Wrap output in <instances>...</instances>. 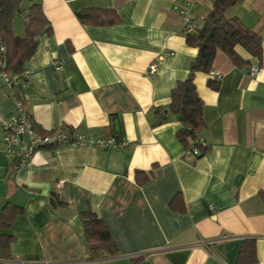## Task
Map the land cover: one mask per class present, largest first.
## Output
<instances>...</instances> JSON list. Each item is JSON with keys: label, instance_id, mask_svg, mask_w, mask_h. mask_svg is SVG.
<instances>
[{"label": "crops", "instance_id": "obj_1", "mask_svg": "<svg viewBox=\"0 0 264 264\" xmlns=\"http://www.w3.org/2000/svg\"><path fill=\"white\" fill-rule=\"evenodd\" d=\"M183 1L23 0V9L40 3L51 30L38 36L11 88L0 77V116L14 112L16 96L41 131L73 127L128 144L49 147L14 167L0 126V209L20 210L0 227V264H235L247 238L252 264H264V0L226 12L261 36L260 61L235 48L259 65L255 76L219 50L210 70L222 73L216 88L210 71L195 73L207 143L195 157L167 111L197 52L174 8ZM194 1L200 27L213 0ZM94 8L113 9L117 21H79L78 11ZM14 31L23 34L21 18ZM136 171L152 174L140 184ZM87 210L107 226L115 255L89 256Z\"/></svg>", "mask_w": 264, "mask_h": 264}, {"label": "trees", "instance_id": "obj_2", "mask_svg": "<svg viewBox=\"0 0 264 264\" xmlns=\"http://www.w3.org/2000/svg\"><path fill=\"white\" fill-rule=\"evenodd\" d=\"M241 0H213L212 7L204 17L202 25L189 34H186L187 45L197 48L194 59L188 65V72L184 79L178 80L169 94L167 111L177 116L181 126L177 129L178 139L188 146H195L200 153L207 150L198 142L200 133L205 128L202 116L203 102L199 97L194 84L197 71L208 73L213 64L216 52H223L234 65L249 66V60L243 58L236 51L240 47L258 61L262 58L261 36L245 26L235 16H227V10ZM23 0H0V67L8 73L10 79L20 74L25 62L34 53L38 36L42 32L50 33L47 21L40 3L32 2L25 9ZM79 21L94 24H110L117 21L113 9H85L76 13ZM16 18L24 23V32L18 35L14 31ZM216 81H208V85L216 88ZM34 129H37L33 124ZM152 172L136 171L137 183L145 182ZM20 210L16 206H5L0 209V227H7L12 218ZM82 223L85 236L89 244V256L95 258L100 252L107 255L116 254V246L112 236L101 218L93 211L82 213ZM4 240V238H3ZM254 239L242 241L235 264H252L255 262Z\"/></svg>", "mask_w": 264, "mask_h": 264}, {"label": "built area", "instance_id": "obj_3", "mask_svg": "<svg viewBox=\"0 0 264 264\" xmlns=\"http://www.w3.org/2000/svg\"><path fill=\"white\" fill-rule=\"evenodd\" d=\"M194 3V0H184L181 4L174 7L179 14L180 24L185 34L194 32L198 27L193 14ZM0 50H3V46H0ZM53 64L57 70L62 69L59 60H54ZM155 69V63L151 62L147 67V72L153 73ZM258 70L259 65L251 63L248 67L247 75L253 77ZM210 75L212 80L218 82L221 79L222 73L218 70H212L210 71ZM0 77L2 82L8 88H11V79L4 70L3 65L0 67ZM13 101L14 112L5 118L0 116V126L2 130L1 140L5 153L12 159L14 167L27 162L37 151L49 147L74 146L83 141L103 148L124 147L128 144L126 140L112 136L97 139L89 138L73 127L49 130L44 133L38 132L33 127L23 101L16 96H13ZM198 142L203 147L207 146L203 138H200ZM186 152L192 157L200 154L199 149L195 146H189Z\"/></svg>", "mask_w": 264, "mask_h": 264}, {"label": "rangeland", "instance_id": "obj_4", "mask_svg": "<svg viewBox=\"0 0 264 264\" xmlns=\"http://www.w3.org/2000/svg\"><path fill=\"white\" fill-rule=\"evenodd\" d=\"M16 19H18V18H16Z\"/></svg>", "mask_w": 264, "mask_h": 264}]
</instances>
